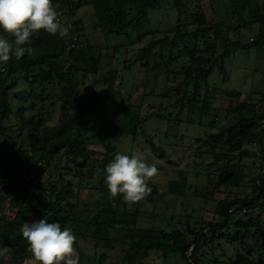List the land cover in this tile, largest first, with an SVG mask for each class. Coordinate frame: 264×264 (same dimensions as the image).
I'll return each instance as SVG.
<instances>
[{
  "label": "trees",
  "instance_id": "obj_1",
  "mask_svg": "<svg viewBox=\"0 0 264 264\" xmlns=\"http://www.w3.org/2000/svg\"><path fill=\"white\" fill-rule=\"evenodd\" d=\"M162 1L52 0L57 11L63 9L65 15L73 19L81 46L67 48L70 41H74L73 34L61 38L41 30L40 35L33 38L32 57L26 54L17 60L13 56L6 64H0V177L36 171L26 183L0 185V196L9 197L16 206L12 217L6 212L0 213V247L7 246L11 250L6 257H0V264H23L31 257L20 228L25 222L43 218L72 229L77 238L74 248L79 253L78 261L83 253L79 244L89 239L94 247L103 248L100 259H104L106 250L115 249L116 242L123 243L122 262L115 264H142V258L150 251L180 252L186 264H264V205L259 203L264 188L261 172L264 168V90H254L248 98L236 103L231 100L225 108L213 107L209 101L210 95L213 96L210 76L218 70L225 78L227 60L235 50L255 47L264 58V0H257V30L252 39L242 38L241 24L233 26L229 23L234 16L208 21L200 8L188 12L189 0H169L179 18L175 26L142 32L139 38L126 44L117 41L105 49L99 48L96 58L87 57L94 48L93 33H99L107 40L111 36H130L132 30L140 32L151 20L149 11L159 8ZM244 1L231 0L234 14H239L238 6ZM88 5L94 12L92 23L85 20L83 15L87 13L77 14L80 8ZM183 15L187 16V22H182ZM97 29L99 32H95ZM148 33V41L139 50H132L134 44L144 40L142 37ZM0 35L7 34L0 30ZM188 39L194 41L187 49L189 62L174 70L171 67L174 52ZM122 49L125 53L122 67L102 64L107 51H113L115 55ZM88 59L95 63L93 71L99 75L102 87L97 86L98 78L83 87L86 71L78 62ZM137 62L146 70L148 78L154 80L153 83L150 79L144 82L142 99L134 104L129 91L126 90V96L122 92L119 77L124 84L121 69L130 70ZM161 73L166 79L171 73L182 79L156 91L155 84ZM19 82L28 86L23 90L28 103L16 106L13 95H18L16 86ZM149 82L151 86H148ZM224 95L239 99L242 91L227 89ZM165 97H170L172 104L160 101ZM146 102H149L148 110L141 115L139 108L142 110ZM171 106H181V112L184 108L197 112L198 123L202 126L206 125L204 118L213 115L207 126L215 127V131L204 130L205 137L195 138L198 143L214 148L213 160L207 164V185L199 194L201 197L213 199L214 192L221 186L242 185L247 177L242 163L246 157L259 158L260 171L249 179L252 181L249 192L216 200L217 210L212 218L192 222L186 214L184 227L181 223L170 229H144L139 225L141 217L153 215L146 212L147 204L162 197L158 185L149 181L151 195L131 206L120 195L112 198L105 184L104 169L116 153L122 152L107 136L101 145L90 141L86 131L90 128L136 133L151 118L166 117L165 108ZM56 109L58 121L48 123L46 117L53 116ZM253 143L258 146L256 150L246 146ZM150 149L158 157L164 155L154 142ZM44 170L45 176L39 177ZM214 175L216 180L212 179ZM258 179L261 180L259 185ZM83 189L97 193L95 206L86 203L85 200L92 197H82ZM187 189L186 180L172 179L167 191L175 196H185ZM257 205L260 212L255 213ZM243 207L249 211L236 219L237 212ZM230 208L234 210L230 212ZM86 210L93 211L91 219L82 218ZM173 217V214L166 216L165 220Z\"/></svg>",
  "mask_w": 264,
  "mask_h": 264
},
{
  "label": "rangeland",
  "instance_id": "obj_2",
  "mask_svg": "<svg viewBox=\"0 0 264 264\" xmlns=\"http://www.w3.org/2000/svg\"><path fill=\"white\" fill-rule=\"evenodd\" d=\"M171 2V1H170ZM169 0H163L160 7L157 9H151L149 11L150 22L143 25L142 30L138 32L137 30H132L130 36L122 35V37L116 38V36H111L105 40V37L99 33H93L92 43L94 48H92L91 53L87 54V57L93 56L97 57L99 48H107L108 44H114L120 41L123 44L128 43L131 39L139 38L140 34L145 31H150L152 29H168L171 26H175L178 21V15L176 10L171 7ZM54 4V3H53ZM196 8L202 9L207 17L208 21H218L224 19L225 16H234V19H229V23L233 26H239L242 38L244 40L252 39L257 30V22L255 21V14L257 12V0H245L238 6L239 14L233 13V6L231 0H220L215 2H210L209 0H189L187 4L188 12L195 10ZM226 11V13H225ZM87 13V15H83ZM92 6H84L77 11L78 15L85 16V20L88 23H92L95 20L93 14ZM224 17V18H223ZM183 21H188L187 16L183 15ZM84 22V20H83ZM92 32V31H91ZM95 32H99L97 29ZM150 34L142 37L139 43H135L132 50H139L143 43H146ZM144 41V42H143ZM194 41L188 39L183 42L179 47L176 48L174 52V60L171 63V67L174 70H179L183 65L187 64L189 61V55L187 49H190ZM107 50V49H106ZM177 56V57H176ZM125 59V53L122 50L113 54V51H107L103 55L102 64L113 65V66H123ZM112 61V64L111 62ZM78 65L86 71L85 83L83 87L95 82L97 80V86L102 87L99 75L94 73L93 68L95 63L91 60H83L78 62ZM152 65V62L150 63ZM227 74L225 78L218 70H215L209 79V86L211 89L209 101L213 107L225 108L228 103L232 100L234 103L240 100L248 98L254 90L261 91L264 90V58L260 57L257 53V49L252 47L249 50L237 49L233 52L231 57L226 63ZM120 74L123 77L124 84H122V78L120 87L124 95L127 92L131 94V101L136 104L142 99V93L144 92L145 81L153 77L148 78V73L143 70L139 62L132 65L130 70L121 69ZM82 74H80V77ZM160 80L155 84V90L161 91L167 85H175V83L182 79L181 76L174 77V73L166 79L165 74L161 73L159 75ZM148 83L151 86L152 83ZM125 85V88L123 87ZM27 84L19 82L16 86V92L18 95L14 94L15 105L21 106L28 102L25 97L26 93L23 91L27 88ZM123 87V89H122ZM150 89V87H148ZM227 89H239L242 91V95L239 99L233 97H228L224 95ZM204 92V88L201 90ZM56 93V91H55ZM174 95V94H173ZM16 96V97H15ZM254 97H259V94H254ZM170 97H165L160 99L164 103L172 104V100L169 101ZM157 100L156 98L154 99ZM174 100V99H173ZM120 101V99H119ZM143 105V108H139L141 115H144L148 110L147 104ZM164 105V104H163ZM40 106V103L37 104ZM156 106H153L155 108ZM57 110V109H56ZM166 117L163 119H158L156 117L151 118L143 127L138 128L136 133L123 134L121 132H105L97 131L88 128L86 131V136L89 137L90 141L98 142L97 145H101L105 142L106 136L118 146V150L123 154H130L133 151L142 152L147 158L149 163L155 164L158 168V174L152 178L151 182L156 183L158 188L162 192V197L159 200H155L148 203L146 206V212L153 214L151 216H143L140 219L139 225L144 229H160V228H173L175 225H181L184 227L183 223L186 220V214L190 215L192 222H199L201 220H208L216 213L217 206L216 200L223 199L226 197L234 198L236 195H243L244 192H249L252 188V181L249 180L260 170V159L255 157H246L243 159L242 163L245 164L244 172L247 173V177L244 183L240 186L230 185L221 186L214 192L213 199L201 197L199 194L204 191L207 185V164L213 160L214 148L204 144L198 143L195 138L204 135V130H213L215 127L207 126L208 122L213 115H208L204 118V123L206 125H201L198 123L197 112H191L187 108L181 112V106H171L165 108ZM171 113V115H170ZM122 115V114H121ZM124 116V115H122ZM171 116V117H170ZM178 116H180L178 118ZM48 123H56L58 121V110L51 117H46ZM193 120V122H191ZM220 122V119H217ZM151 142H154L158 147L163 150L164 155L161 157L156 156L150 149ZM251 150H256L258 148L257 144H247ZM100 147V146H99ZM45 176V170L40 172L39 177ZM172 179L186 180L188 184V189L186 190L185 196H175L169 193L168 186L169 181ZM216 180L215 175L212 177ZM82 197L86 195L91 198L90 200H85L91 206L96 205L97 193L82 190ZM16 206L9 197L0 196V213L6 212L9 217L14 215ZM93 211L86 210L82 215L83 219H91L93 216ZM174 215L173 219L166 221V216ZM263 223H264V213H263ZM170 222V225L167 223ZM79 249L83 252L81 253V259L78 264H115L122 262L123 258V247L125 246L121 242H116L114 244V250H106V255L104 259H100V254L103 248L94 247L92 240L85 239L84 242H80ZM76 253H79L75 250ZM150 251L149 255L142 258V264H186L182 259L180 252L173 254H165ZM30 258L29 264H37L32 257Z\"/></svg>",
  "mask_w": 264,
  "mask_h": 264
},
{
  "label": "clouds",
  "instance_id": "obj_3",
  "mask_svg": "<svg viewBox=\"0 0 264 264\" xmlns=\"http://www.w3.org/2000/svg\"><path fill=\"white\" fill-rule=\"evenodd\" d=\"M59 15L52 0H0V30L7 34L0 35V64H6L13 56L17 60L26 54L32 57L33 38L41 30L61 38L67 36L72 24L62 22ZM104 172L110 196L120 195L131 206L151 195L148 182L158 174V168L142 152H118ZM20 232L37 264H78L74 248L77 238L70 227L62 228L60 223L43 218L25 222ZM10 251L7 246L0 247V257H6Z\"/></svg>",
  "mask_w": 264,
  "mask_h": 264
},
{
  "label": "built area",
  "instance_id": "obj_4",
  "mask_svg": "<svg viewBox=\"0 0 264 264\" xmlns=\"http://www.w3.org/2000/svg\"><path fill=\"white\" fill-rule=\"evenodd\" d=\"M59 12V19L62 21V22H68V23H71L72 24V28L70 30V34L72 35L73 34V39L74 41H70V43L68 44L67 48L70 49V48H73V47H77V46H81V43L78 42V38H77V33L75 31V25H74V22H73V19L69 16H66L65 13H64V10L63 9H59L58 10ZM262 172V175L264 177V168L261 170ZM36 175V171H31V172H28L26 174H23V175H20V176H6V175H3L0 177V185L2 184H22V183H26L28 181H30L34 176ZM261 183V180H257V184L259 185ZM261 191V189L259 190V192ZM259 203L263 204L264 205V188H263V196L261 198V200L259 201ZM260 205V204H259ZM259 205H257L254 209V212L255 213H258L260 212V207ZM234 208H230L229 211H233ZM249 209L243 207L239 210V212H237V215H236V219L239 218L240 216H242L243 214H245L246 212H248ZM264 213V211H263Z\"/></svg>",
  "mask_w": 264,
  "mask_h": 264
},
{
  "label": "crops",
  "instance_id": "obj_5",
  "mask_svg": "<svg viewBox=\"0 0 264 264\" xmlns=\"http://www.w3.org/2000/svg\"><path fill=\"white\" fill-rule=\"evenodd\" d=\"M30 263V258L26 259L23 264H29Z\"/></svg>",
  "mask_w": 264,
  "mask_h": 264
}]
</instances>
